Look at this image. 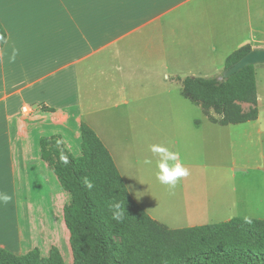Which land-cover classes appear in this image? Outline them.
<instances>
[{"label":"crops","instance_id":"crops-1","mask_svg":"<svg viewBox=\"0 0 264 264\" xmlns=\"http://www.w3.org/2000/svg\"><path fill=\"white\" fill-rule=\"evenodd\" d=\"M0 26L7 33L0 53V194L10 197L0 202V248L48 257L54 247L62 253L71 245L64 217L70 195L42 159V138L59 136L80 157L81 125L87 124L111 153L133 199L168 227L151 214L145 195L147 179L157 171L151 146L178 152L181 160L180 78L218 79L236 51L264 49V0H0ZM262 98L258 94L259 126L248 129L250 145L264 135ZM204 117L199 129L214 170L206 181L214 184H206V202L181 199L204 205V216L219 219L209 225L233 219L221 220L223 197L217 199L213 186L222 185L226 133L237 125L214 123L221 116L213 110ZM111 118L127 119L129 133L120 146ZM131 168L139 174L137 198L124 174ZM178 184L185 195L183 179Z\"/></svg>","mask_w":264,"mask_h":264},{"label":"trees","instance_id":"trees-1","mask_svg":"<svg viewBox=\"0 0 264 264\" xmlns=\"http://www.w3.org/2000/svg\"><path fill=\"white\" fill-rule=\"evenodd\" d=\"M7 33L0 26V53ZM252 51L245 46L230 55L224 71ZM183 95L222 126L258 119L255 66L223 82L217 78H180ZM243 104L250 105L245 111ZM54 112V110H49ZM82 155L76 157L61 137L41 140L42 159L53 169L70 200L65 223L78 264H264V220L233 218L228 222L169 229L154 220L131 196L115 161L96 132L81 125ZM87 177L94 185H84ZM125 204L122 223L112 219L109 204ZM0 264H66L54 247L48 257L38 251L16 256L0 248Z\"/></svg>","mask_w":264,"mask_h":264},{"label":"rangeland","instance_id":"rangeland-1","mask_svg":"<svg viewBox=\"0 0 264 264\" xmlns=\"http://www.w3.org/2000/svg\"><path fill=\"white\" fill-rule=\"evenodd\" d=\"M256 79L258 84V94L262 98V88L264 87V65H257ZM217 78V77H210ZM177 125L176 131L178 139L181 141L179 150L181 153V162L188 169L189 175L182 178L187 186L190 178H194L193 184L185 189V195L180 192V184L175 188H168L161 185L156 179V171L153 169L151 181L149 179L146 185L145 195L150 198L151 214L155 219L167 225L172 229L189 228L194 224H208L219 219H211L204 216L206 208L204 205L192 206L194 204H185L181 199L184 198L196 199L203 197L206 200V193L210 190L209 187L214 183L211 179L206 181V173L212 172L213 159L211 158V148H207L203 141L202 135L204 129L200 128L202 122L205 121L203 108L192 104L182 96V89L178 87L177 91ZM245 111H249L250 107L243 105ZM261 122L264 124V100L260 103ZM109 120V119H108ZM113 133L115 134L116 143L121 144L127 137L128 128L126 126L127 119L111 118ZM206 123V122H205ZM256 122L232 126L230 132L226 133V143L223 148V157L225 163L223 178H219L222 185L213 189L217 190V199L223 197V205L221 209V220L230 218H264V135L259 138L256 136V142L250 145L248 137V129L250 126L258 127ZM193 150L192 156L189 150ZM81 151V149H80ZM156 166V165H155ZM190 166V167H188ZM261 169V170H260ZM195 172V176H192ZM125 177L128 180L133 192L142 194V189L139 182V174L133 171L132 168L124 171ZM213 178L212 175H210ZM212 188V187H211ZM212 190V189H211ZM236 197L240 201V205L236 204ZM211 202V199L208 200ZM233 201V202H232ZM206 202V201H205ZM236 204V207L234 206ZM197 209V210H196ZM220 209V207H219ZM230 209V210H229ZM198 213L199 220L192 218L191 213ZM195 222V223H194ZM199 227V226H198ZM63 258L66 264H78L72 244L70 247L63 249Z\"/></svg>","mask_w":264,"mask_h":264},{"label":"clouds","instance_id":"clouds-1","mask_svg":"<svg viewBox=\"0 0 264 264\" xmlns=\"http://www.w3.org/2000/svg\"><path fill=\"white\" fill-rule=\"evenodd\" d=\"M150 150L158 157L156 163V179L161 185L167 186L168 188H175L182 178L189 175V171L181 162L178 152L170 151L162 145H152ZM144 163L150 165L152 161L146 160ZM84 185L89 190L94 187L93 183L87 177L84 178ZM138 193L135 194L136 198ZM9 200L10 197L7 194H0V202L7 203ZM109 210L112 213V219L117 223H122L127 215L125 204L118 201L111 202L109 204Z\"/></svg>","mask_w":264,"mask_h":264},{"label":"water","instance_id":"water-1","mask_svg":"<svg viewBox=\"0 0 264 264\" xmlns=\"http://www.w3.org/2000/svg\"><path fill=\"white\" fill-rule=\"evenodd\" d=\"M264 65V49H254L242 57L237 63L226 69L218 78L223 82L240 73L249 66Z\"/></svg>","mask_w":264,"mask_h":264}]
</instances>
